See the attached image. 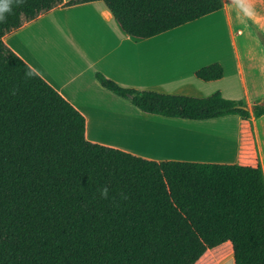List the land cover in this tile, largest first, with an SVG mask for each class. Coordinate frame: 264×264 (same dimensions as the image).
Segmentation results:
<instances>
[{"label": "trees", "instance_id": "trees-1", "mask_svg": "<svg viewBox=\"0 0 264 264\" xmlns=\"http://www.w3.org/2000/svg\"><path fill=\"white\" fill-rule=\"evenodd\" d=\"M25 0L0 23V264H194L224 242L234 264H264V173L246 165L154 159L89 140L86 116L4 37L58 7ZM131 36L149 38L222 9L223 0H102ZM264 44V34L255 28ZM217 80L223 65L195 70ZM102 86L149 114L196 120L264 115L225 97ZM108 189L107 196L102 194Z\"/></svg>", "mask_w": 264, "mask_h": 264}, {"label": "crops", "instance_id": "crops-1", "mask_svg": "<svg viewBox=\"0 0 264 264\" xmlns=\"http://www.w3.org/2000/svg\"><path fill=\"white\" fill-rule=\"evenodd\" d=\"M223 2L218 11L140 39L96 0L51 10L4 40L86 116L89 140L159 160L259 163L264 173V115L187 120L149 114L95 76L168 93L220 91L249 105L264 99V44L252 27L264 34V0ZM214 61L223 65L220 79L195 75ZM226 263L234 264L230 242L206 250L194 264Z\"/></svg>", "mask_w": 264, "mask_h": 264}, {"label": "clouds", "instance_id": "clouds-1", "mask_svg": "<svg viewBox=\"0 0 264 264\" xmlns=\"http://www.w3.org/2000/svg\"><path fill=\"white\" fill-rule=\"evenodd\" d=\"M24 2L25 0H0V23L6 22L7 19L6 14H11L13 4L20 6ZM107 193H108V189L104 188L102 190V194L106 197Z\"/></svg>", "mask_w": 264, "mask_h": 264}, {"label": "rangeland", "instance_id": "rangeland-1", "mask_svg": "<svg viewBox=\"0 0 264 264\" xmlns=\"http://www.w3.org/2000/svg\"><path fill=\"white\" fill-rule=\"evenodd\" d=\"M252 27H253V29H254V31H255V33L257 34V32H256V30H255V28H257V27H255V26H253L252 25ZM257 36H258V34H257ZM259 37V36H258ZM260 39V38H259ZM261 40V39H260ZM262 42V41H261ZM227 264V263H226Z\"/></svg>", "mask_w": 264, "mask_h": 264}, {"label": "bare ground", "instance_id": "bare-ground-1", "mask_svg": "<svg viewBox=\"0 0 264 264\" xmlns=\"http://www.w3.org/2000/svg\"><path fill=\"white\" fill-rule=\"evenodd\" d=\"M209 20H210V18H209ZM203 22H204V21H203ZM207 22H208V21H207ZM196 27H197V26H196ZM214 43H215V42H214ZM179 49H180V48H179ZM177 51H180V52H181V50H178V49H177ZM178 53H179V52H178Z\"/></svg>", "mask_w": 264, "mask_h": 264}]
</instances>
